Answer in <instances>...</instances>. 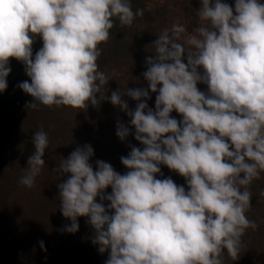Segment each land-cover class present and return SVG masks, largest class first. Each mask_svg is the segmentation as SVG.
<instances>
[{"label":"clouds","instance_id":"obj_1","mask_svg":"<svg viewBox=\"0 0 264 264\" xmlns=\"http://www.w3.org/2000/svg\"><path fill=\"white\" fill-rule=\"evenodd\" d=\"M139 15L143 10L134 13L129 0H0V92L14 58L30 78L18 87L33 97V109L95 106L100 94L131 117L144 147L120 158L128 172L101 160L94 171L90 145L59 166L70 174L58 185L60 211L71 220L63 230L77 232V218L88 217L92 243L101 254L110 250L105 264H223L224 251L236 259L245 230L257 228L245 213L247 186L264 170V3L235 0L233 9L222 0H201L198 15L209 26L195 29L189 47L177 42L186 32L182 25L174 24L171 34L164 29L143 74L157 93L155 111L146 89L125 93L139 102L134 111L119 91L106 97L109 76L98 70L99 45L108 41L113 18L130 26ZM36 37L43 46L33 59ZM173 111L183 119L171 117ZM129 134L118 122L121 141ZM33 144L20 180L29 188L45 165L47 133L36 131ZM161 165L182 176L188 190L170 177L157 179Z\"/></svg>","mask_w":264,"mask_h":264},{"label":"trees","instance_id":"obj_2","mask_svg":"<svg viewBox=\"0 0 264 264\" xmlns=\"http://www.w3.org/2000/svg\"><path fill=\"white\" fill-rule=\"evenodd\" d=\"M149 1L129 0L133 12L143 10V15L136 16L130 26L122 25L114 17L108 41L99 45L98 70L109 76L104 95L110 97L112 92L119 91L129 111H134L139 102L125 93L128 89L138 88L149 91L150 99L146 103L155 111L157 93L148 88L143 74L147 70L146 58H154L153 42L163 29L159 31L157 19L148 9ZM228 4L235 8V0H229ZM42 46V38L36 37L32 45L33 59ZM184 62L187 63L186 56ZM9 66L7 88L0 92V264H105L110 250L101 254L98 245L92 243L95 230L88 217L77 218V232L63 230L71 220L60 211L58 185L64 183L70 174L59 172V166L76 148L90 145L94 150L90 159L94 171L96 162L101 160L110 163L120 174L128 172L120 158L126 157L132 147L141 150L144 147L135 139L131 117L109 99L100 100V94H97L99 103L95 106L40 105L33 109L28 106L33 97L18 87L24 81L31 82L24 63L13 58L9 60ZM197 87L208 93L206 84L200 83ZM171 117L177 121L183 119L176 111ZM118 122L130 131L123 141L116 135ZM39 130L47 133L49 144L43 156L45 165L35 178L34 186L29 188L20 180L26 174L28 158L35 151L33 136ZM160 168L157 179L170 177L178 186L188 190L182 176L165 165ZM247 190L251 192V207L245 214L257 228L245 230L236 259L224 251L223 264H264V195H261L264 192V170L247 186ZM111 192L110 187L106 189V194ZM15 196H19L21 203L11 206L10 200ZM96 202L101 203L99 197ZM103 203L107 208L109 202L105 200Z\"/></svg>","mask_w":264,"mask_h":264},{"label":"rangeland","instance_id":"obj_3","mask_svg":"<svg viewBox=\"0 0 264 264\" xmlns=\"http://www.w3.org/2000/svg\"><path fill=\"white\" fill-rule=\"evenodd\" d=\"M264 3V0H259ZM214 3L215 0H212ZM223 3H229V0H222ZM201 7V0H150L148 9L157 19L156 25L160 30L168 29L171 34V28L174 24L182 25L186 32L181 34L178 40L181 44H187L186 40L191 35H198L195 31L198 27L209 26V22L202 21L199 18L198 10ZM11 206H17L21 203L19 196L10 200Z\"/></svg>","mask_w":264,"mask_h":264}]
</instances>
